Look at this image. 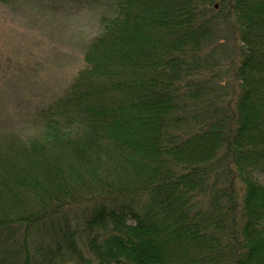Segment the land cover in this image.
I'll list each match as a JSON object with an SVG mask.
<instances>
[{
  "label": "trees",
  "instance_id": "obj_1",
  "mask_svg": "<svg viewBox=\"0 0 264 264\" xmlns=\"http://www.w3.org/2000/svg\"><path fill=\"white\" fill-rule=\"evenodd\" d=\"M120 3L122 15L90 41L67 88L34 104L43 131L0 137V264L124 263L108 258L110 249L131 251V264H178L176 235L196 223L200 206L191 207L196 184L177 181L171 163L205 165L216 138L167 158L165 122L176 114L177 86L209 68L201 54L208 29L189 18L187 0ZM226 26L235 58L225 138L230 213L219 247L229 248L228 264H264V183L255 178L264 176V0H228ZM190 52L199 71L184 75L180 62ZM213 203L202 209L203 224L220 230L224 220L208 221L221 215ZM130 221L135 232L125 246Z\"/></svg>",
  "mask_w": 264,
  "mask_h": 264
},
{
  "label": "rangeland",
  "instance_id": "obj_2",
  "mask_svg": "<svg viewBox=\"0 0 264 264\" xmlns=\"http://www.w3.org/2000/svg\"><path fill=\"white\" fill-rule=\"evenodd\" d=\"M129 2L121 0L125 5ZM115 3L116 0L0 2V137L14 134L28 139L43 131L31 114L34 104L49 103L67 88L72 75L82 65L90 41L122 15ZM187 4L189 18L208 29L206 38L210 43L201 54L203 66L209 67L212 74L208 70L196 74L199 66L197 68V63L192 61V54L197 55L198 51L184 54L180 62L181 66L185 65L182 73L196 75L191 83L177 86L175 97L171 100L176 114L169 115L165 122L167 134L164 133V138L171 146L165 148L170 152L167 158H178L180 151H193L212 136L216 138V143L211 147L210 162L205 165L192 166L189 170L185 165L171 163V170L178 173L177 181L186 183V188L189 184H196L191 207L195 202L197 207L200 206L196 223L181 224L174 250L178 254V264H228L231 258H226L229 248H220L219 243L223 242L222 230L228 225L227 216L230 213L227 193L231 158L225 138L233 95L234 37L226 26L228 0H187ZM108 20L112 21L111 24L107 23ZM193 36L196 39L195 34ZM210 80L212 87L208 84ZM144 86L142 83L137 88L139 94H142ZM180 89L183 90L182 97L189 99L183 101L176 96ZM142 99H147L146 103L152 101L145 95ZM188 104L198 106L190 112H186L188 109L183 111L182 108ZM212 112L215 117H211ZM187 117L190 120H186ZM137 137L140 141L148 140L146 135L138 134ZM186 138L189 140L186 141ZM145 173L150 175V171ZM140 178H136L138 181L135 180V184L141 182ZM255 178L264 183L263 175H255ZM214 201L218 203L217 208L222 209L221 215H217L218 211L213 213L215 215L210 213L208 221L223 223L224 220L226 225L220 224V230H214L211 224H203L207 217L203 218L202 209L212 208ZM129 224H132L130 230L123 233L128 235L123 240L125 246H129L135 232L133 221ZM214 232L217 235L211 241ZM232 249L233 255L235 248L232 246ZM108 252V258H119L124 262L122 264H131L128 257L131 251L119 253L110 249ZM105 263L106 260L102 262Z\"/></svg>",
  "mask_w": 264,
  "mask_h": 264
}]
</instances>
